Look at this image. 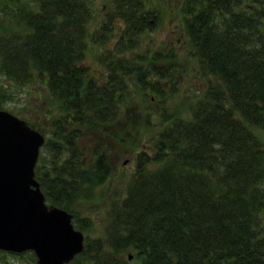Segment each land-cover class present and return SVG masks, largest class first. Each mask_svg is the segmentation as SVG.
<instances>
[{
  "label": "trees",
  "instance_id": "16d2710c",
  "mask_svg": "<svg viewBox=\"0 0 264 264\" xmlns=\"http://www.w3.org/2000/svg\"><path fill=\"white\" fill-rule=\"evenodd\" d=\"M152 2L108 0L89 32L94 0H0V74L41 80L57 104L35 165L45 200L86 230L81 210L97 204L104 226L69 264H126L124 251L139 264H264V0ZM162 8L182 51L137 49ZM90 39L106 41L102 76L85 62ZM141 137L113 178L112 142Z\"/></svg>",
  "mask_w": 264,
  "mask_h": 264
},
{
  "label": "water",
  "instance_id": "95a60500",
  "mask_svg": "<svg viewBox=\"0 0 264 264\" xmlns=\"http://www.w3.org/2000/svg\"><path fill=\"white\" fill-rule=\"evenodd\" d=\"M44 139L0 104V249H31L36 264H67L84 249V234L71 212L46 202L35 177Z\"/></svg>",
  "mask_w": 264,
  "mask_h": 264
},
{
  "label": "rangeland",
  "instance_id": "374dc122",
  "mask_svg": "<svg viewBox=\"0 0 264 264\" xmlns=\"http://www.w3.org/2000/svg\"><path fill=\"white\" fill-rule=\"evenodd\" d=\"M95 1V11L92 16L89 17L87 21L88 31L92 32V30L102 21V16L106 17L104 8L108 0H94ZM155 5H163L164 0H152ZM162 1V2H161ZM104 6V7H103ZM100 7H103L101 9ZM174 12L169 9L162 8V16L160 20L153 23V26L147 31H144L139 36V44L137 49H145L147 47L150 48H165L174 47L182 51L183 43L180 40L175 42V38L178 35V31L175 28V21L173 17ZM179 28V27H178ZM10 29V28H9ZM180 29V28H179ZM118 38L115 36L109 42L110 44ZM174 39V40H173ZM90 48L88 49L85 55V62L90 66V71L97 76H102V64L98 58L99 53L103 50L106 41L104 39H90L88 41ZM168 49V48H167ZM165 61H160V63ZM160 63H157L160 65ZM0 90L3 92L11 94V96L6 97L4 100H0L1 107L10 110L11 112L18 114L19 116L25 119H35L37 120L38 127L44 132L45 136L51 135V131L55 129V125L53 124V114H59L57 112V104L53 100L51 101L50 96H48V91H46V87L44 82L39 79H35L32 82L18 83L9 79L7 76L0 74ZM129 108V107H128ZM129 110V109H127ZM124 110L122 115L118 118L117 123L114 124L110 128L117 127L128 119V111ZM140 114L131 113L129 115V119L136 120L139 119ZM261 137L264 141V132H261ZM107 138V137H106ZM108 139V138H107ZM147 140L144 137H141L139 141H137L136 147L131 150L123 149L119 150L117 144L112 142V150L110 152V157L115 163V172L113 174V178L118 180L121 173L124 170L131 169L134 165V152L140 147L147 146ZM85 144L90 145L91 141H85ZM42 153L46 156L48 155V151L46 148L42 149ZM47 153V154H46ZM86 161L88 160V154L85 155ZM111 178V177H110ZM94 206L90 205L86 206L85 209L81 210V214L84 215L85 219H83V223L87 224V221L90 222L88 229H82L84 234H87L89 241L93 244L94 240L99 236L100 232H103L104 226L101 220L96 217L99 213L95 212ZM86 221V222H85ZM128 251H124L122 253L123 258L127 261L126 264H139V261L136 260L132 254H128ZM130 255V256H129ZM91 259L85 260L90 261ZM0 264H35V259L32 258V255L29 251L13 253L11 251L3 252L0 251ZM74 264H83L81 257L75 261Z\"/></svg>",
  "mask_w": 264,
  "mask_h": 264
}]
</instances>
